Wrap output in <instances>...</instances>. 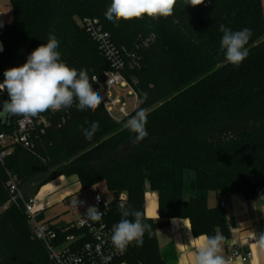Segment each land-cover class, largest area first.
Segmentation results:
<instances>
[{
	"label": "trees",
	"instance_id": "trees-1",
	"mask_svg": "<svg viewBox=\"0 0 264 264\" xmlns=\"http://www.w3.org/2000/svg\"><path fill=\"white\" fill-rule=\"evenodd\" d=\"M110 3L11 2L13 20L0 31V83L5 70L22 66L54 35L61 61L87 70L96 91L95 75L106 71L97 78L103 80L112 67L77 17H98L126 60L123 75L135 86L138 105L120 121L103 100L95 113L78 110L75 102L41 113L48 122L44 133L33 131L28 145H17L0 169V264H53L33 232L25 203L61 177L76 176L83 190L105 182L114 198L112 211L103 217L109 225L124 218L119 197L125 193L123 207L140 211L151 226L143 245L129 244L115 264H166L157 231L171 218L189 219L196 237L221 233L229 239L225 210L209 206L210 193L264 203V0H204L196 7L178 0L170 17L118 24L105 17ZM222 24L232 31L251 29L245 46L249 55L238 67L227 62L221 49ZM140 109L147 115L148 136L137 143L124 125ZM22 117L12 116L7 127L0 124V134L12 132ZM93 122H99V130L88 140L84 131ZM8 173L18 180L21 197L6 208ZM147 192L158 193L165 221L146 218ZM49 226L61 232L70 224ZM82 232L69 229L61 239Z\"/></svg>",
	"mask_w": 264,
	"mask_h": 264
},
{
	"label": "clouds",
	"instance_id": "clouds-1",
	"mask_svg": "<svg viewBox=\"0 0 264 264\" xmlns=\"http://www.w3.org/2000/svg\"><path fill=\"white\" fill-rule=\"evenodd\" d=\"M177 2L178 0H111L105 17L114 24L145 16L167 18L174 14ZM203 3L204 0H185L186 6L196 7ZM219 30L223 33L221 49L227 62L238 67L249 55L245 46L252 35L251 29L232 31L222 24ZM58 47L59 41L54 35H50L47 43L34 49L22 66L4 71L0 92L6 90L9 100L3 102L0 117H37L50 109L69 108L74 102L80 111L89 110L95 113L99 109L102 97L94 91L87 70L78 71L62 62ZM2 51L3 45L0 43V52ZM146 124V112L140 109L124 126L136 134L135 141L139 143L148 136ZM98 130L99 122H93L84 131L85 138L92 139ZM73 203L78 206L82 202L76 199ZM121 213L124 218L113 226L111 241L123 253L133 242L142 246L144 233L146 230L150 231L151 226L143 222L140 211L121 207ZM86 214L93 221L99 220L102 215L96 207H89ZM129 216L134 219H128ZM222 239L219 234L207 237L205 245L197 252L195 264H226L225 258L219 254ZM260 243L264 246V233L260 236Z\"/></svg>",
	"mask_w": 264,
	"mask_h": 264
},
{
	"label": "built area",
	"instance_id": "built-area-1",
	"mask_svg": "<svg viewBox=\"0 0 264 264\" xmlns=\"http://www.w3.org/2000/svg\"><path fill=\"white\" fill-rule=\"evenodd\" d=\"M1 1L12 2V0ZM2 17L0 14V18ZM82 25L112 67V71L107 74L105 79L94 78L96 91L101 95L111 115L113 108L119 106L118 113L123 118L129 117L130 113L126 111V104L121 97L112 93L115 86L123 88L130 86L123 75V71L128 67L124 56L116 49L111 35L104 30L99 20L86 18ZM131 89L130 95L135 97V110L138 105V97L134 89L132 87ZM48 111L53 113L58 110L50 109ZM47 126V119L41 114L32 118L22 117L12 132L0 134V169L5 167L7 159L12 155L17 145H28L32 132L39 128L41 133H44ZM7 187L12 202H16L21 197L20 184L10 173H8ZM127 200V194H121L119 197L120 206L123 207ZM113 203V197H104L100 193H95L92 197V204L102 213L101 218L93 221L86 214L84 218L70 224V227L61 232L55 231L49 225L41 224L40 215L42 213L36 204V199L25 203V211L37 240L45 245L53 264H115L122 257V253L114 247L111 241L113 226L103 221V217L112 211ZM73 210H77V208L73 207ZM69 229L82 230L83 232L80 236L70 235L65 240L61 239V236ZM262 233H264V226ZM260 236L254 234L247 240L249 243H256ZM252 257V251L243 252L240 246H232L228 261H240L245 264Z\"/></svg>",
	"mask_w": 264,
	"mask_h": 264
},
{
	"label": "crops",
	"instance_id": "crops-1",
	"mask_svg": "<svg viewBox=\"0 0 264 264\" xmlns=\"http://www.w3.org/2000/svg\"><path fill=\"white\" fill-rule=\"evenodd\" d=\"M11 22L12 20L8 21V25ZM83 191L76 176L61 177L44 186L35 198L42 213L41 219H44V213L48 208L66 204ZM208 204L211 208L223 207L230 225L231 235L229 239L224 238L219 233L223 238L219 254L225 258L226 264H244L240 261H228L232 246H240L243 252L252 251V259L245 264H264V246L261 245L260 238L256 243H249L247 240L249 236L254 234L260 236L263 231L264 203L260 199H246L240 194L221 197L216 193H210ZM78 211V208L73 211L77 215L72 219L69 220L65 217L63 221L51 225L78 222L79 219L81 220L86 216L87 210L85 212ZM144 213L147 219L155 222L165 221L160 215L158 193H146ZM206 238L207 236H194L189 219L171 218L167 225L157 231L158 245L166 264H195L197 252L205 245Z\"/></svg>",
	"mask_w": 264,
	"mask_h": 264
},
{
	"label": "rangeland",
	"instance_id": "rangeland-1",
	"mask_svg": "<svg viewBox=\"0 0 264 264\" xmlns=\"http://www.w3.org/2000/svg\"><path fill=\"white\" fill-rule=\"evenodd\" d=\"M111 4V3H110ZM108 5V7L110 6ZM0 14H2V18H0V31L8 25V21L13 20V7L10 2H2L0 0ZM85 18V15H80L77 17V23L80 26L81 29H84L82 22ZM95 19L99 20L98 17H95ZM150 37V36H148ZM143 40H146V38H143ZM104 70V69H102ZM106 71L102 73V75H95L97 78H103L105 75ZM131 75V74H130ZM133 76V75H131ZM130 83L129 81H127ZM133 89L135 91L136 88L134 85L131 84ZM132 91L131 87L123 88L120 86H115L112 93L115 96L121 97L122 101L126 104V111L127 113H131L134 110L135 107V97L133 95H130V92ZM159 104H156L154 107H157ZM153 107V108H154ZM118 107L113 108V113L112 117L115 118L117 121L123 120V116H121L118 113ZM67 178V177H66ZM95 193H100L104 197H112V194L109 192L106 183L101 182L99 183L96 187H93L89 190H84L78 196H76L74 199L71 201L67 202L66 204L63 205H58L54 208H48L45 213H44V219H41V224H56L64 220V218H68L69 220L72 219L74 216L77 214H74L73 207H76L79 209L78 212L87 210L89 207H94L92 205V197ZM78 200L82 203L78 204V206L74 205L73 201ZM12 202V197L10 199V202L6 204V208L9 206V204ZM77 212V213H78ZM74 214V215H73ZM80 220V219H79Z\"/></svg>",
	"mask_w": 264,
	"mask_h": 264
},
{
	"label": "water",
	"instance_id": "water-1",
	"mask_svg": "<svg viewBox=\"0 0 264 264\" xmlns=\"http://www.w3.org/2000/svg\"><path fill=\"white\" fill-rule=\"evenodd\" d=\"M9 100V96L7 94V91L0 92V111H2L3 102ZM12 116L7 117H0V124H3L4 126H8L10 123Z\"/></svg>",
	"mask_w": 264,
	"mask_h": 264
}]
</instances>
